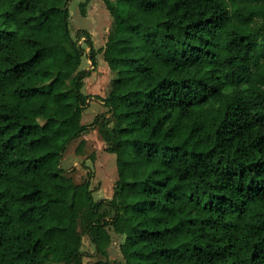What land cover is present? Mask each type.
Returning a JSON list of instances; mask_svg holds the SVG:
<instances>
[{"label": "trees", "instance_id": "1", "mask_svg": "<svg viewBox=\"0 0 264 264\" xmlns=\"http://www.w3.org/2000/svg\"><path fill=\"white\" fill-rule=\"evenodd\" d=\"M119 1L95 49L67 0H0V264H85L83 234L116 264L112 231L118 264H264V0ZM98 53L114 76L85 125ZM93 126L118 171L97 201L60 165Z\"/></svg>", "mask_w": 264, "mask_h": 264}, {"label": "rangeland", "instance_id": "2", "mask_svg": "<svg viewBox=\"0 0 264 264\" xmlns=\"http://www.w3.org/2000/svg\"><path fill=\"white\" fill-rule=\"evenodd\" d=\"M86 0H67L68 29L71 37H75L78 29H85L91 33L93 47H102L106 36L113 25L114 18L109 12L104 0H89L82 11L81 3ZM121 6V1L111 0ZM78 43L86 51L82 57L79 69L91 67L88 58V45L83 38ZM97 64L90 74L84 78L81 92L88 95V104L81 112L80 122L90 125L97 114L106 111L107 107L100 99L95 97L104 96L109 90L114 76L101 53L96 54ZM73 74L66 78L65 90H72ZM60 165L69 173L77 184L88 183L91 190L92 200L111 198L113 186L118 178L116 154L106 149V144L96 127H89L78 137L72 139L61 154ZM122 235L111 232V240L108 246L109 256L117 261L122 260L119 243ZM81 251L85 264H93L100 254H96L95 247L87 234H83Z\"/></svg>", "mask_w": 264, "mask_h": 264}]
</instances>
